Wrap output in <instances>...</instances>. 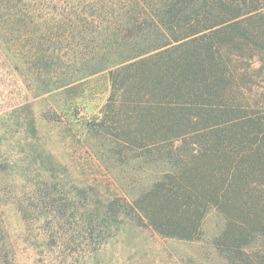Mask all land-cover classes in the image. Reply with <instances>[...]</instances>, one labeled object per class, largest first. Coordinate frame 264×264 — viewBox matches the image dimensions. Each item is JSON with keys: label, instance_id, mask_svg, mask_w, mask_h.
<instances>
[{"label": "trees", "instance_id": "1", "mask_svg": "<svg viewBox=\"0 0 264 264\" xmlns=\"http://www.w3.org/2000/svg\"><path fill=\"white\" fill-rule=\"evenodd\" d=\"M101 77L83 144L140 185L105 200L40 128L72 130ZM9 209L36 232L24 246ZM212 212L215 264H264V0H0V264H82L127 226L200 243Z\"/></svg>", "mask_w": 264, "mask_h": 264}, {"label": "rangeland", "instance_id": "2", "mask_svg": "<svg viewBox=\"0 0 264 264\" xmlns=\"http://www.w3.org/2000/svg\"><path fill=\"white\" fill-rule=\"evenodd\" d=\"M99 91V93H98ZM97 92V94H95ZM83 93L84 100L79 109L73 108L69 111L68 117L73 119L72 130L52 122H40L41 133L44 137V147L47 153L55 160L66 167L68 180L78 185H94L101 191V198L106 196L114 197L121 195V191L135 193L139 190V183H133L125 178L122 173L111 168L109 172L105 166L84 146L85 130L82 122H86L99 112L108 97V84L105 78L91 79L80 87L78 95ZM73 93V101L74 95ZM97 96V97H96ZM65 95L48 98L43 101V109ZM78 101H81L78 99ZM130 185V187L128 186ZM134 187L132 189L131 187ZM133 190V192H132ZM103 196V197H102ZM130 197H132L130 195ZM7 222L10 233L16 244L25 245L28 235H35L36 232L25 233V227L14 209L7 211ZM205 231L206 241L200 243L184 244L173 240H164L143 228L127 226L123 231L107 243L99 252L88 256L82 264H182V259L192 258L199 264H205V257H210L207 264H215L213 248L208 240L217 233V215L212 212L206 218ZM20 264H31L33 255L31 252L19 256ZM67 264H73L69 260Z\"/></svg>", "mask_w": 264, "mask_h": 264}]
</instances>
